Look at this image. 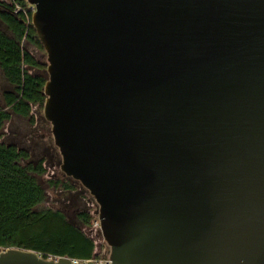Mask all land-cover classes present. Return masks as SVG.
I'll use <instances>...</instances> for the list:
<instances>
[{"label":"water","instance_id":"1","mask_svg":"<svg viewBox=\"0 0 264 264\" xmlns=\"http://www.w3.org/2000/svg\"><path fill=\"white\" fill-rule=\"evenodd\" d=\"M29 2L61 167L112 264H264V0Z\"/></svg>","mask_w":264,"mask_h":264},{"label":"trees","instance_id":"2","mask_svg":"<svg viewBox=\"0 0 264 264\" xmlns=\"http://www.w3.org/2000/svg\"><path fill=\"white\" fill-rule=\"evenodd\" d=\"M15 1L27 5L26 0H2L0 9V19L8 28H0V66L15 85V91L5 92L6 105L0 106V132L12 116L9 108L33 118L34 106L44 107L47 99L48 77L29 71V67L43 69L45 64L25 49L22 41L27 39L43 50L45 47L33 24V11L29 16L16 13ZM29 157L27 149L0 141V248L20 246L38 250L45 257L70 256L80 261L100 258L96 239L87 230L94 224L93 210L80 209L77 224L60 208H40L47 199L38 178L46 172L45 159L21 164ZM50 183L63 184L69 190L75 187L70 178Z\"/></svg>","mask_w":264,"mask_h":264},{"label":"rangeland","instance_id":"3","mask_svg":"<svg viewBox=\"0 0 264 264\" xmlns=\"http://www.w3.org/2000/svg\"><path fill=\"white\" fill-rule=\"evenodd\" d=\"M0 28L8 31L7 26L0 19ZM25 49L31 52L40 62L45 64V68H30L29 71L37 74H44L48 77L47 67L49 64L48 53L37 47L27 39L22 41ZM15 91V85L10 83L0 66V106L6 105L5 92ZM11 111V118L6 122L0 132V141L8 144H15L20 148L27 149L30 152L28 159L21 160V164L27 165L31 162H38L45 159L46 172L39 176L40 183L47 191V199L39 205L40 208L53 207L64 210L67 216L79 224L77 212L80 209H92L96 217H99V203L90 190L84 184L73 177L68 176L61 165L63 156L59 146L55 142L52 132V123L47 119L44 107L35 105L33 108V118L25 117ZM70 180L75 185L74 189L69 190L64 185H52L51 180ZM96 217L94 221L96 220ZM88 232L94 236L98 244L97 252L101 257H107L111 253V246L105 239L101 225L94 224L87 228Z\"/></svg>","mask_w":264,"mask_h":264},{"label":"built area","instance_id":"4","mask_svg":"<svg viewBox=\"0 0 264 264\" xmlns=\"http://www.w3.org/2000/svg\"><path fill=\"white\" fill-rule=\"evenodd\" d=\"M1 1L2 0H0V2ZM26 1H27V5H23V4L15 1V3H16L15 12L16 13H23L26 16H29L30 11H33V12L35 11V5L30 3L29 0H26ZM94 225L95 226L101 225L99 217L96 218V220L94 221ZM1 250H4V249L0 248V251ZM89 260H94L95 264H112V259L110 258V256L104 257V258L100 257V258L88 259V260H84L82 262L87 263Z\"/></svg>","mask_w":264,"mask_h":264}]
</instances>
